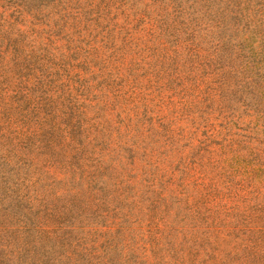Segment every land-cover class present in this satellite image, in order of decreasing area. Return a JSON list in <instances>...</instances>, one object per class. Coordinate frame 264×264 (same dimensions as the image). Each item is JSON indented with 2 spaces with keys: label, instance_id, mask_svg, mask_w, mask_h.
I'll list each match as a JSON object with an SVG mask.
<instances>
[{
  "label": "rangeland",
  "instance_id": "rangeland-1",
  "mask_svg": "<svg viewBox=\"0 0 264 264\" xmlns=\"http://www.w3.org/2000/svg\"><path fill=\"white\" fill-rule=\"evenodd\" d=\"M0 264H264V0H0Z\"/></svg>",
  "mask_w": 264,
  "mask_h": 264
}]
</instances>
